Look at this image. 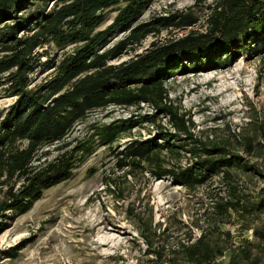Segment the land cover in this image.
Listing matches in <instances>:
<instances>
[{"label": "trees", "instance_id": "trees-1", "mask_svg": "<svg viewBox=\"0 0 264 264\" xmlns=\"http://www.w3.org/2000/svg\"><path fill=\"white\" fill-rule=\"evenodd\" d=\"M148 2L0 0V94L13 98L0 119V229L46 189L69 179L91 151L87 138L66 141L78 123L112 106L141 109L146 104L151 112L92 127V136L111 150L140 123L156 127L155 135L126 141L114 152L116 167L130 175L169 177L188 190L218 177L227 194L213 199L210 215L217 223L234 215L239 229L251 228L255 238L243 237L235 245L230 231L218 228L215 236L201 229L166 251L153 241L150 215L137 228L151 264L178 259L185 264H264V221H259L264 184L254 195L245 193L235 171H253L263 178L264 173L232 152L227 141L197 137L193 122L174 105L167 88L178 73L226 65L254 39L263 41L264 0H212L204 32L189 30L167 41H152L142 52L114 62L152 33L196 23L190 12L138 22ZM119 31L124 35L114 40ZM46 68V77L37 81L38 72ZM160 116L167 118L170 129L158 123ZM249 118V127L235 134L247 153L257 148V138H264L263 119L254 114ZM53 146L58 153L51 157ZM183 159L190 161L183 165Z\"/></svg>", "mask_w": 264, "mask_h": 264}, {"label": "rangeland", "instance_id": "rangeland-1", "mask_svg": "<svg viewBox=\"0 0 264 264\" xmlns=\"http://www.w3.org/2000/svg\"><path fill=\"white\" fill-rule=\"evenodd\" d=\"M212 3L149 0L138 22L190 12L196 23L184 29L152 33L114 62L142 52L152 41H167L189 30L204 32ZM114 14H109L107 23ZM123 35L119 31L114 40ZM249 45L244 54H238L226 65L176 74L167 81V88L174 105L193 122L192 131L197 137L210 143L227 141L232 152L250 164L256 163L264 173V138H257V148L247 153L235 137L249 127L250 114L264 121V40L256 38ZM48 72L47 68L39 71L35 79H43ZM12 101V97L0 94V119ZM141 105V109L112 106L95 111L76 125L66 141L87 138L93 148L77 162L69 179L46 189L42 198L26 211L13 214L1 227L0 264H151V255L137 228L150 215L156 233L153 241L166 251L191 233L197 236L201 229L214 231L215 236L218 228L230 231L235 245L243 237L255 239L251 228L239 229L234 215L223 223H217L210 215L213 199L227 194L226 185L218 177L188 190L169 177L155 179L140 172L130 175L116 167L114 152L126 141L155 135L156 127L140 123L125 133L113 150L92 136V127L152 111L148 105ZM158 123L171 128L164 116L159 117ZM50 149L51 157L58 153L55 146ZM189 161L183 159V165ZM235 172L239 189L245 193L254 195L264 184L259 173L241 169ZM259 221H264V214ZM172 264L185 263L178 259Z\"/></svg>", "mask_w": 264, "mask_h": 264}, {"label": "bare ground", "instance_id": "bare-ground-1", "mask_svg": "<svg viewBox=\"0 0 264 264\" xmlns=\"http://www.w3.org/2000/svg\"><path fill=\"white\" fill-rule=\"evenodd\" d=\"M103 228H105V227H103ZM100 230V229H99ZM106 231V230H105ZM104 232V231H103Z\"/></svg>", "mask_w": 264, "mask_h": 264}]
</instances>
